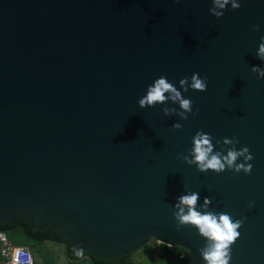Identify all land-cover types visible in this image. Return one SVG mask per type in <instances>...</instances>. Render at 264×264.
I'll list each match as a JSON object with an SVG mask.
<instances>
[{"label":"water","instance_id":"obj_1","mask_svg":"<svg viewBox=\"0 0 264 264\" xmlns=\"http://www.w3.org/2000/svg\"><path fill=\"white\" fill-rule=\"evenodd\" d=\"M238 2L217 18L211 0H0V225L49 227L103 260L153 240L204 264L205 239L173 217L192 191L243 220L230 264H264V0ZM194 72L206 91L180 88ZM161 75L197 115L139 107ZM197 131L224 154L236 137L251 172L185 163Z\"/></svg>","mask_w":264,"mask_h":264},{"label":"clouds","instance_id":"obj_2","mask_svg":"<svg viewBox=\"0 0 264 264\" xmlns=\"http://www.w3.org/2000/svg\"><path fill=\"white\" fill-rule=\"evenodd\" d=\"M211 2L212 7L209 8V13L217 18L223 15V11L229 5L234 10L240 7L238 0H211ZM252 30L259 31V27L253 25ZM260 40L261 43L258 46L256 55L264 61V36H261ZM251 71L257 74L258 79L264 78V67L253 66ZM179 85L185 92L189 88L203 92L207 89V77H200L199 73L194 72L190 77V83L189 77H184L180 79ZM169 101L178 104L180 110L177 111L176 108L165 106L161 109L165 116H171L175 113L181 120H186L189 113L192 115L198 114V110L193 112L192 100L184 98L182 92L163 75L148 86L146 94L138 100V105L140 108L154 107L156 104L167 105ZM181 127L180 123L172 125V128L176 130L181 129ZM212 139L210 134L197 131L192 138V147L189 153L191 158H189V155H182L183 161L188 165H195L202 173L212 170L219 174L225 169L236 173L243 171V173L249 174L251 172L252 165L247 162L252 160L253 156L246 146L241 147L239 150L236 149L235 145L238 143L236 137L223 139V145L231 146L227 148L226 154L223 150L214 151ZM217 143L219 144L221 141H217ZM240 158H243V162L237 163ZM199 200V193L192 191L178 197L173 205L175 209L173 217L176 221V227L179 229L184 226H191L205 239L204 247L199 250L204 264H230L231 246L240 236L238 230L241 228L243 220H234L227 213L210 211L208 206L211 200L209 197H204L203 204L199 206L200 210H198ZM252 206V203H250L249 207ZM22 255H24L23 251L17 249L13 264H32L30 256L26 261H22L20 259Z\"/></svg>","mask_w":264,"mask_h":264},{"label":"trees","instance_id":"obj_3","mask_svg":"<svg viewBox=\"0 0 264 264\" xmlns=\"http://www.w3.org/2000/svg\"><path fill=\"white\" fill-rule=\"evenodd\" d=\"M0 232L4 233L14 245L29 249L33 256L34 253H38L40 251L43 244L51 243L63 248L68 264L79 263L84 259H87L91 264L129 263L130 254L120 256L114 260L98 259L79 250L57 230H52L49 227H46L34 231V228L27 222V220H15L1 224ZM158 249L164 254L171 256L175 260L176 264H180L178 260L179 254L186 252V250L182 248H170L163 245H158ZM34 264H36V261Z\"/></svg>","mask_w":264,"mask_h":264},{"label":"rangeland","instance_id":"obj_4","mask_svg":"<svg viewBox=\"0 0 264 264\" xmlns=\"http://www.w3.org/2000/svg\"><path fill=\"white\" fill-rule=\"evenodd\" d=\"M157 242L150 240L140 249L130 254L128 264H176L175 260L158 249ZM33 255V254H32ZM36 264H68L61 246L43 244L38 253H34ZM75 264H91L87 259Z\"/></svg>","mask_w":264,"mask_h":264},{"label":"built area","instance_id":"obj_5","mask_svg":"<svg viewBox=\"0 0 264 264\" xmlns=\"http://www.w3.org/2000/svg\"><path fill=\"white\" fill-rule=\"evenodd\" d=\"M20 249L24 255L20 257L22 261H26L28 256L31 257L32 264L35 263L34 257L29 249L14 245L7 236L0 232V264H13V258L16 255V250ZM188 258V252H182L178 256L180 264H185Z\"/></svg>","mask_w":264,"mask_h":264}]
</instances>
